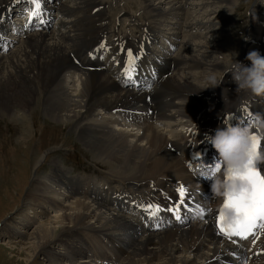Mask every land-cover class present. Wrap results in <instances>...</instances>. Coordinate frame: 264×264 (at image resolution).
Masks as SVG:
<instances>
[{
  "label": "bare ground",
  "instance_id": "obj_1",
  "mask_svg": "<svg viewBox=\"0 0 264 264\" xmlns=\"http://www.w3.org/2000/svg\"><path fill=\"white\" fill-rule=\"evenodd\" d=\"M25 1L0 0V39L12 6ZM55 2L63 16L57 30L32 32L19 41L13 36V47L9 45L0 56V114L26 116L40 102L45 104L47 115L75 123V132L97 153V159L111 164L110 168L98 166L111 173L95 174V179L67 176L68 170L58 161L50 174L40 176L38 162L25 208L16 218H25L33 227L32 249L52 264H239L232 256L239 248L219 240L212 222L221 200L214 198L210 187L213 172L209 169L219 162V154L209 136L224 125H249L264 149V134L255 127L257 117H264V96L238 92L230 72L219 86L203 88L209 70L221 74L219 67L228 64L232 54L225 41L213 46L200 43L206 34H198V40L197 34L187 30L199 25V20L181 25L187 35L179 48L172 52L162 47L154 54L150 42L160 34L156 24L171 27L174 44L175 37L183 34L168 19L180 21L188 15L189 6H183L186 0L155 4L147 0L142 15L129 16L128 23H111L122 0ZM205 2L194 1L193 12L207 17L202 22L211 33L213 25L221 26L223 33L228 15L211 18L217 12H202ZM174 5L178 9L169 12ZM180 44H188L191 50ZM257 46L264 55V28ZM238 52L237 61L249 65ZM130 74L154 81L139 91L125 80ZM232 102L238 104L231 106ZM15 175L16 171L11 172L9 180ZM19 175L24 181L28 170H19ZM181 186L185 203L179 212L168 211L180 203ZM149 204L159 205L160 210L153 208L150 215L145 210ZM201 209L202 216L198 215ZM41 214L46 215L38 218ZM176 215L181 218L177 220ZM56 241L62 244L57 247L61 252L53 246ZM256 250H261L260 255L252 257ZM237 255L246 258L247 264H264V231L253 249Z\"/></svg>",
  "mask_w": 264,
  "mask_h": 264
},
{
  "label": "rangeland",
  "instance_id": "obj_2",
  "mask_svg": "<svg viewBox=\"0 0 264 264\" xmlns=\"http://www.w3.org/2000/svg\"><path fill=\"white\" fill-rule=\"evenodd\" d=\"M145 1L147 3V0L123 1L119 5V12L113 14V21L116 20L119 15H142L141 13L145 11V8H143ZM158 1L160 0H153L154 4ZM194 1L196 0H188L189 7L186 17H182L180 21L172 18L168 19V22H172L179 33H183L180 34L179 39L175 40L178 48L179 43L185 40L184 36L187 35L184 34L186 31L182 30L183 27L181 25L190 22L195 24L198 20L200 21L198 23L199 25H191L192 28L188 26L187 30L191 32L192 35L197 34V39L199 37L201 38V35L198 34H206L203 35L202 40H199L200 38L198 39L200 43L210 42V45H215L225 41L224 45L226 44L225 47L228 53L232 54L234 59H237L239 55L238 51L245 54L246 50L251 51L252 48L255 47L256 43L252 42L247 48L245 47L242 49L249 33L254 35V37L256 36V38L260 33V30H258V22L255 19L263 20V17L259 14V9L262 7V4H264V0H233V4H231L230 0H207V3L205 2V5L202 6V12H217L212 13L211 18L228 15L227 18L224 19L227 22V27L223 29V33L220 30V28H222L221 26L216 27L214 25L211 27L213 28V33H211L207 25L202 22L206 21L207 17H202L200 14H195L193 12V5L191 4ZM175 4H177V2ZM163 5H167V3ZM183 6L186 7L187 5L183 3ZM158 7H161V4ZM161 8L163 9V7ZM177 9L176 5H174L169 12ZM164 19L167 20V17ZM154 24L156 23H153V28H155ZM177 24H180L181 27ZM156 25L157 27L155 30L158 34L160 32V37L170 36L169 34L172 33L170 26L168 27L165 24ZM196 38L195 42H199ZM16 39L19 41L18 36H16ZM163 40V42H165L167 39L163 38ZM24 41H26V39ZM158 41H162V39L158 38L155 44L158 45ZM180 47H183L182 44H180ZM183 48L191 50L188 44L184 45ZM209 50L211 51L212 48L210 47ZM193 54L196 56L197 52L194 51ZM2 55L3 52L0 51V56L2 57ZM213 56V54H210L211 58H213ZM223 71L224 67H219V72L222 73ZM233 103L234 102L231 103V106L238 104L237 102H235V104ZM43 105L44 107L41 106L40 102L38 109H35L36 111L34 113L33 111L28 112L26 116L22 115V113L14 114V116L0 114V173L8 178L5 179L0 175V264H52L44 255L36 253L34 249H32L33 235H31V233L33 227L31 228V226L25 222V218L22 221L16 219L25 208V197L31 188L34 168L38 162L41 161V165L37 169V174L40 176L50 174L52 166L54 169L55 162L57 164L61 162L62 167L66 171L68 170L69 174H67V176H90L95 179V174L106 176V174L108 175L111 173L109 169H105V171L98 166L103 165V168H110L111 164L102 157H98L97 159V153L85 145L83 140L75 132V123L71 122V119H68L69 121L66 119L64 122L62 120H55V118L49 116L50 114L47 115L44 111L46 105ZM45 155L47 157L43 159ZM23 169L26 171L28 170L29 175L24 181H21L19 179V170ZM14 171H16V177H14L13 181H10L9 179H12V177L9 175ZM118 187L121 188L122 186L118 185ZM45 215L46 214L38 215V218H42ZM51 215L52 213H49V215L45 216L43 219L46 220V218ZM56 232L60 233L61 231L59 230ZM156 234L159 233H154V235ZM55 243L56 244H53V246L56 251H58V248H60L62 244L59 241ZM109 247H111V245ZM70 259L73 260L75 258ZM65 261H69V259Z\"/></svg>",
  "mask_w": 264,
  "mask_h": 264
},
{
  "label": "clouds",
  "instance_id": "obj_3",
  "mask_svg": "<svg viewBox=\"0 0 264 264\" xmlns=\"http://www.w3.org/2000/svg\"><path fill=\"white\" fill-rule=\"evenodd\" d=\"M250 61L245 65L230 56L229 63L224 65L225 70L217 74L215 70H209L205 76V86L217 87L223 81L226 73H231L232 81L238 92H247L253 96H264V55L258 50H251L246 55ZM260 134H264V117H257L255 125ZM252 126L235 124L218 127L214 134L209 136L212 146L219 154V162L222 168L213 173L211 178V191L214 198L222 201V211L226 223H233L238 213L225 201L240 198L247 195L251 189L247 177L249 169H254L256 163L264 162V149L256 146Z\"/></svg>",
  "mask_w": 264,
  "mask_h": 264
},
{
  "label": "snow or ice",
  "instance_id": "obj_4",
  "mask_svg": "<svg viewBox=\"0 0 264 264\" xmlns=\"http://www.w3.org/2000/svg\"><path fill=\"white\" fill-rule=\"evenodd\" d=\"M33 3L36 4L37 8L40 7L39 0H33ZM101 47H103V45H101ZM128 55L129 57L133 56L131 50L128 51ZM254 140L257 142L256 146L260 147L261 141L259 137L254 136ZM220 168L221 163L217 162L215 167L209 170L214 173ZM247 177L251 185V189L247 195L225 201V204L234 207L238 213L235 222L226 223L222 209H220L219 215L217 216L218 232L230 240L233 237L247 239L249 236L255 235L257 229L264 230V176L254 169H249ZM178 193L180 203L177 204L174 209L170 208L168 211L179 212L181 205L185 203L186 193L183 186L178 189ZM153 208H155L156 211L160 210L159 205L153 206L151 204H149L145 210L148 211L150 215H153ZM203 214L204 210L201 209L198 215L202 216ZM180 218L179 215H176L177 220ZM256 239H259V236H256Z\"/></svg>",
  "mask_w": 264,
  "mask_h": 264
}]
</instances>
